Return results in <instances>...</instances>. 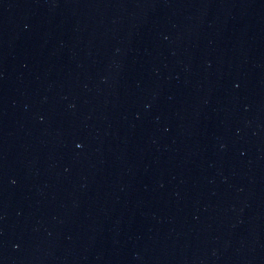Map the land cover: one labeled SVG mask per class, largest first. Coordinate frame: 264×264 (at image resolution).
I'll use <instances>...</instances> for the list:
<instances>
[{
	"label": "water",
	"instance_id": "95a60500",
	"mask_svg": "<svg viewBox=\"0 0 264 264\" xmlns=\"http://www.w3.org/2000/svg\"><path fill=\"white\" fill-rule=\"evenodd\" d=\"M0 264H264V0H0Z\"/></svg>",
	"mask_w": 264,
	"mask_h": 264
}]
</instances>
